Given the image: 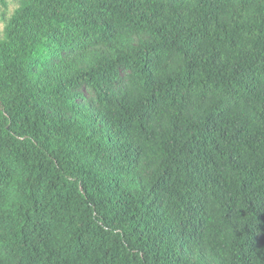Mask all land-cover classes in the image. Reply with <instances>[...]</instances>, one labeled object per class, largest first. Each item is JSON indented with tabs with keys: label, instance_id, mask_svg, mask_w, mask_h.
Instances as JSON below:
<instances>
[{
	"label": "trees",
	"instance_id": "16d2710c",
	"mask_svg": "<svg viewBox=\"0 0 264 264\" xmlns=\"http://www.w3.org/2000/svg\"><path fill=\"white\" fill-rule=\"evenodd\" d=\"M9 4L0 264H264V0Z\"/></svg>",
	"mask_w": 264,
	"mask_h": 264
},
{
	"label": "rangeland",
	"instance_id": "374dc122",
	"mask_svg": "<svg viewBox=\"0 0 264 264\" xmlns=\"http://www.w3.org/2000/svg\"><path fill=\"white\" fill-rule=\"evenodd\" d=\"M16 7L15 4H9L8 8L6 11H2L0 8V33H2L3 28H4V21L8 18V16L12 13L14 8ZM5 18V19H4Z\"/></svg>",
	"mask_w": 264,
	"mask_h": 264
}]
</instances>
